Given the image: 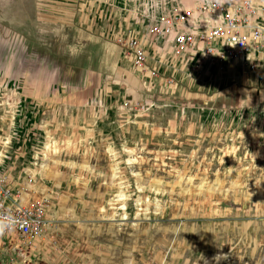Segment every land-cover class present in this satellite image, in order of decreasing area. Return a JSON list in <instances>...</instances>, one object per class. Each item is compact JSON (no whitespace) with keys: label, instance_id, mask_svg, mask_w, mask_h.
Wrapping results in <instances>:
<instances>
[{"label":"rangeland","instance_id":"rangeland-1","mask_svg":"<svg viewBox=\"0 0 264 264\" xmlns=\"http://www.w3.org/2000/svg\"><path fill=\"white\" fill-rule=\"evenodd\" d=\"M97 1L0 0V174L18 181L49 162L75 214L57 224L88 230L83 241L0 237V264H264L263 74L185 29L198 38L190 52L164 44L134 69L143 90L103 87L102 45L76 20L170 13L160 1ZM90 80L96 90L76 88ZM78 129L91 136L76 140Z\"/></svg>","mask_w":264,"mask_h":264},{"label":"built area","instance_id":"built-area-1","mask_svg":"<svg viewBox=\"0 0 264 264\" xmlns=\"http://www.w3.org/2000/svg\"><path fill=\"white\" fill-rule=\"evenodd\" d=\"M199 16L196 18L190 10L175 8L173 14L162 16L150 33L166 41L173 35L174 53L181 57L196 47L198 38L185 29H198L195 20L200 19L204 30L201 39L207 44V53L219 54L218 48L222 49L221 61L230 59L241 62L248 65L249 72L260 71L264 76L262 0H234L232 4L228 0H206L199 9ZM129 48L137 66L143 67L149 57L142 42L132 38ZM6 213L15 215L21 222L13 231L0 234L1 238L13 244L18 240L32 243L44 237L48 226L45 206L41 203H26L21 191L10 183L8 177L0 174V214Z\"/></svg>","mask_w":264,"mask_h":264},{"label":"crops","instance_id":"crops-1","mask_svg":"<svg viewBox=\"0 0 264 264\" xmlns=\"http://www.w3.org/2000/svg\"><path fill=\"white\" fill-rule=\"evenodd\" d=\"M89 3L86 4L87 8H101L102 4L98 3L97 0H88ZM134 1V0H132ZM145 1V0H144ZM161 3V8L163 10H167L168 13L173 14L175 8H180L181 10H190L193 12L194 16L196 18H199V9L201 6L205 4L206 0H152V2H158ZM85 2V0H83ZM106 3V2H105ZM145 4V2H144ZM77 5V4H76ZM148 5V4H147ZM78 6V5H77ZM126 6H132L131 4H126ZM107 6L104 5V8ZM172 9V10H171ZM132 16V15H131ZM128 16L124 18V20H76V29L79 28V25L87 24L90 29L87 31V33H84L81 29H79L78 32L84 33V41H92V42H100L102 45L101 51H102V67H106V70L108 72H112V79L108 80V82L103 85V87L106 88H114L118 87L119 89H126L125 94H131L138 93V91L144 89V83L142 78L138 77L137 74H135L134 69L137 67V64L135 63V58L132 55V53L129 51V42L132 38H136L137 40H140L143 44V47L145 48L147 55L151 52L155 54L156 56H162L165 55L166 52L163 49V45L166 44L168 46H171L173 43V35L169 37L168 41L164 40L163 38H156L154 35L150 33V30L158 25V20H140V17H136L137 20H132V17ZM198 24L199 29L203 30L200 25V19L195 20ZM99 23L105 24V29L99 34L95 33V27L99 25ZM150 25V26H149ZM118 26H120V29L118 30ZM149 26V27H147ZM117 27V28H116ZM197 29V30H199ZM204 31V30H203ZM202 31V32H203ZM77 34V30H76ZM79 38V33L76 35V38ZM127 38V39H126ZM121 41H126L122 44H120ZM165 45V46H166ZM86 47V46H85ZM93 47V48H92ZM95 50L97 49V46H91L89 44V50L90 49ZM88 50V49H87ZM173 50V52H172ZM174 54V49H171L169 54ZM92 56H96V54H93ZM129 58L128 60H125L123 62L122 67H118L120 62L122 61L123 57ZM149 56V55H148ZM113 60H117V65L113 63ZM101 63V62H100ZM134 63L135 66L132 68L131 64ZM111 68H109L110 66ZM108 68V69H107ZM96 71V68L94 69ZM93 70V71H94ZM96 75V73H95ZM92 80L95 81V77H92ZM92 81V82H93ZM102 86L100 85L99 88ZM76 88L78 89H88V90H96L98 86L95 83H83V85H76ZM71 115V114H70ZM47 115L43 119L46 124L48 121ZM57 117L54 121H57ZM83 136H91L90 132H86L85 134H81L80 129L76 131V140L77 138L83 137ZM10 141V140H9ZM66 142V141H65ZM64 143V142H63ZM77 146V142H76ZM53 145H48L46 148V153L53 150ZM49 162H45L42 166L39 172H25L24 177L18 178V181L14 180L11 175L9 176L10 183L13 186H16L19 191L23 194V200L26 203H41L45 206L47 210V220H48V226L46 228L45 235L48 236L52 233H60V232H68V233H79V238L82 239V241L85 239L83 234L87 232V228L76 224V226H72L69 223H60L57 224L60 221L68 222L69 220H72L73 216L75 214L72 212L73 206L68 203V198L64 195L63 191L59 189V185L62 184V179L59 177L58 173H55L54 170H51ZM50 181L53 182L55 185L51 186ZM79 195H81L82 191L78 190L77 192ZM78 217L76 215V221ZM49 224L51 226L49 227ZM44 235V236H45ZM80 256L81 254L84 255L82 252H79Z\"/></svg>","mask_w":264,"mask_h":264},{"label":"clouds","instance_id":"clouds-1","mask_svg":"<svg viewBox=\"0 0 264 264\" xmlns=\"http://www.w3.org/2000/svg\"><path fill=\"white\" fill-rule=\"evenodd\" d=\"M20 222L15 215L0 214V234L13 231Z\"/></svg>","mask_w":264,"mask_h":264}]
</instances>
